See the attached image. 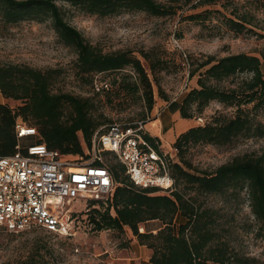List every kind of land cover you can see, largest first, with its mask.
I'll use <instances>...</instances> for the list:
<instances>
[{"label": "trees", "instance_id": "obj_1", "mask_svg": "<svg viewBox=\"0 0 264 264\" xmlns=\"http://www.w3.org/2000/svg\"><path fill=\"white\" fill-rule=\"evenodd\" d=\"M58 1L84 14L99 17L124 12L165 17L175 15L176 9L155 0H0V18L5 25L50 21L59 42L75 52L76 70L85 77L82 78L84 82H90L92 90L97 75L129 68L130 75L138 77V83L129 84L127 80L131 76H128V79L122 77L113 81L114 85L118 88L122 85L134 93H138L142 86L150 111L153 107L152 89L140 60L129 51L102 53L66 22ZM195 1L193 7L232 6V18H225L224 25L235 34L247 32L246 26L252 25L254 16L249 12L238 14L236 0H185L184 3ZM209 13L205 10L187 19L200 23ZM141 55L153 72L155 67L151 55ZM261 66L258 57L244 53L190 59L188 77L197 76L196 87L178 103L179 117L197 119L211 102L234 107V116L214 115L205 125L191 127L177 136L173 148L177 151L178 161L172 160L170 174L174 186L182 184L183 190L170 195H156L157 188H138L125 175L121 165H111L109 168L115 183L111 195L107 201H91L86 207L91 209L89 222L92 230L123 232L129 229L138 244L151 251L149 264H258L254 259L233 255L224 242L216 240L217 235L210 228L212 215L198 204V196L230 192L238 197L245 191L251 213L259 224L258 236L264 241V154L235 157L209 173L190 172L193 169L184 155L190 146L199 144L225 147L239 139L264 138V123L261 121L264 117V74ZM55 74L53 70L41 71L26 65H0V95L22 103L15 110L0 104V157L15 152L17 120L36 130V141L31 143L44 144L48 150L58 151L63 156L80 157L84 155L83 144L91 150L92 137L101 125L91 116V99L53 93L51 87ZM242 74L248 77L235 87L221 86ZM107 84L108 89L95 94L112 89L111 83ZM145 138L153 142L148 135ZM178 217L183 222L174 227ZM150 221H159L162 227L155 234L152 231L139 233V226ZM21 264L47 263L41 258H30Z\"/></svg>", "mask_w": 264, "mask_h": 264}, {"label": "rangeland", "instance_id": "obj_2", "mask_svg": "<svg viewBox=\"0 0 264 264\" xmlns=\"http://www.w3.org/2000/svg\"><path fill=\"white\" fill-rule=\"evenodd\" d=\"M155 1L173 7L176 14L154 17L143 12H124L111 17H99L84 14L62 1L57 2L66 22L102 53L129 51L140 60L152 89L153 107L150 111L147 109L142 86L138 93H134L122 85L119 88L114 85L113 81L131 76L129 68L97 75L95 79L98 82H109L112 89L95 94L90 82H84L82 78L85 77H81L76 70L75 52L59 42L48 20L5 25L0 18V65L18 64L41 71H55L52 92L91 99V116L101 122L100 127L150 119L145 124L147 135L157 138L162 152L178 161L177 151L173 148L177 134L192 126L205 125L214 115L231 118L235 112L234 107L211 102L197 119L185 120L179 117L178 103L189 90L196 87L197 76L192 79L188 77L190 59L205 56L221 58L229 54L244 53L261 60L264 74V0L235 1L238 14L249 12L254 16L252 25L246 26L248 31L241 34L229 31L224 25L225 18H232V6L193 7L196 1L189 4H185V0ZM205 10L210 13L203 16L202 22L187 19L188 16ZM142 53L151 55L155 67L153 72L141 58ZM247 77L246 74L239 75L231 82H223L221 86L233 88ZM127 82L138 83V77L131 76ZM0 104L15 110L22 103L4 99L0 95ZM154 121L157 124L155 128ZM261 121L264 123V117ZM158 129H163L164 135L161 137H157ZM34 141L36 138L23 139L19 143L24 147ZM83 148L84 155L81 157L65 156L74 167L79 168L87 161L85 156L91 155V150L84 144ZM262 154L264 138H249L239 139L225 147L205 144L190 146L185 151L184 158L193 169L190 172L209 173L235 157ZM103 160L108 167L117 164L107 154H103ZM179 190H183L182 184L175 186V191ZM154 194L164 195L159 191ZM198 204L211 213L213 223L210 228L217 235L216 240L224 242L230 253L264 264V241L258 236L259 224L251 213L245 191L238 197L230 192L224 195H199ZM84 207V201H79L74 206L76 235L71 239H63L42 230L22 234L0 230V264H21L30 258H41L47 264H148L143 261L139 244L129 229L123 232H94L89 222L91 209ZM181 222L183 220L178 217L173 226L176 227ZM139 227L142 228V225ZM161 227L159 221H150L144 224L142 230L154 231L152 233L155 234ZM138 232L140 233L139 229Z\"/></svg>", "mask_w": 264, "mask_h": 264}, {"label": "built area", "instance_id": "obj_3", "mask_svg": "<svg viewBox=\"0 0 264 264\" xmlns=\"http://www.w3.org/2000/svg\"><path fill=\"white\" fill-rule=\"evenodd\" d=\"M102 89H108V84L95 79L93 90ZM149 121L146 118L98 128L92 137L90 157L74 170L71 161L44 144L21 146L18 141L34 139L37 132L17 120L15 152L0 157V230L11 234L42 230L63 239L73 238L75 204L84 201L86 208L91 201H107L113 191V174L103 154L113 157L138 188L172 194L173 158L162 152L157 138L146 140L145 124ZM139 231L143 233L142 228Z\"/></svg>", "mask_w": 264, "mask_h": 264}, {"label": "crops", "instance_id": "obj_4", "mask_svg": "<svg viewBox=\"0 0 264 264\" xmlns=\"http://www.w3.org/2000/svg\"><path fill=\"white\" fill-rule=\"evenodd\" d=\"M156 122L154 121V128L156 127L157 124H155ZM193 127V126H192ZM191 128V127H190ZM189 129V128H188ZM181 134V133H180ZM180 134H177L180 135ZM162 135H164V132H163V129H158V136L157 137H161ZM176 138V137H175ZM174 139V138H173ZM20 142V141H18ZM20 144V143H19ZM141 228V227H140ZM142 229H144V225H142ZM154 232V231H152ZM142 248V249H141ZM139 252L140 254L142 255L141 257H144V262L148 263V260L150 258V255H151V251L149 249H147L145 246H140L139 245ZM149 264V263H148Z\"/></svg>", "mask_w": 264, "mask_h": 264}, {"label": "bare ground", "instance_id": "obj_5", "mask_svg": "<svg viewBox=\"0 0 264 264\" xmlns=\"http://www.w3.org/2000/svg\"><path fill=\"white\" fill-rule=\"evenodd\" d=\"M150 124H151V123H150ZM72 169H74V170H78L79 168H78V167H74V166H73V167H72Z\"/></svg>", "mask_w": 264, "mask_h": 264}]
</instances>
